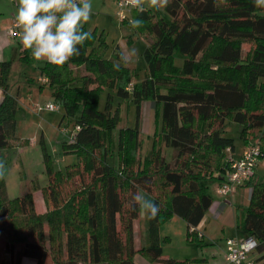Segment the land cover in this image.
<instances>
[{"label":"trees","instance_id":"trees-1","mask_svg":"<svg viewBox=\"0 0 264 264\" xmlns=\"http://www.w3.org/2000/svg\"><path fill=\"white\" fill-rule=\"evenodd\" d=\"M164 10V16L150 9L129 10L131 19L144 22L135 32L147 38L143 75L137 80L129 64L113 70L119 46L107 54L103 33L86 26L93 39L78 57L59 67L39 66L38 77L47 79L41 84L48 85L63 116L73 118V138L62 147L76 154L77 162L65 172L55 170L40 138L48 179L40 189L47 203L43 212L31 204V192L9 198L0 179V228H11L14 235L5 244L10 264H23V258L33 264H48V258L53 264H135L137 252L153 262L174 264L162 258L160 224L178 216L188 235L194 233L190 228L213 202L209 184L220 181L226 168L224 149L234 146L224 134L227 122L240 124L243 144L257 143L260 159L264 156V9L255 8L253 0H169ZM245 42L250 48L243 54ZM19 60L34 61L24 48ZM11 64L0 61V150L20 144L15 119L19 91L12 92L8 82ZM71 65L83 66L85 74L75 77ZM144 101L159 109L161 145L159 153L151 151L141 161L136 152L142 143L138 126ZM123 102L134 107L135 120L117 130L111 163ZM83 172L88 181L80 179ZM77 174L78 180L70 181ZM60 179L66 186L71 183L66 194H59ZM245 186L251 188L250 200L237 227L257 239L254 262L264 264V176L253 174ZM140 189L160 211L147 219V245L136 249L133 222L140 210H133L131 197ZM12 210L22 215L19 225L8 223Z\"/></svg>","mask_w":264,"mask_h":264},{"label":"rangeland","instance_id":"rangeland-1","mask_svg":"<svg viewBox=\"0 0 264 264\" xmlns=\"http://www.w3.org/2000/svg\"><path fill=\"white\" fill-rule=\"evenodd\" d=\"M93 4V15L91 20L85 25L89 30H96L103 33L106 52L109 54L115 45H120L123 52L127 53L131 48L138 50V56L132 58L129 66L135 69L134 80H137L143 75V60L142 51L147 42L145 36H141L132 29L128 23L131 19L129 11L125 12L126 19L121 20L119 8L116 0H91ZM17 3L11 0H0V30L10 27L11 19L13 21L16 16ZM154 11V10H153ZM163 16L166 15L164 9L158 11ZM10 21V22H9ZM14 43L11 48L6 49L3 60L12 61V71L10 80L16 81L20 87L18 107L15 114L16 119V136L20 140L18 146L5 148L0 150V160L5 162L6 171L4 177L5 190L9 198H14L23 195L26 192H31V204L38 212H43L47 203L45 201L44 192L40 189L47 184V175L44 171L43 152L40 138L43 139L46 152L50 156V163L55 170L65 172L67 166L77 162V155L66 153L63 150V143L68 141L67 134L61 132L60 129L73 127V118L64 117L62 110H48L46 104L54 103L50 96V88L48 85H43L40 82L34 81L33 84H25V76L36 78L38 73V61L32 63H22L18 61V43L17 37L11 38ZM243 54H245L250 44L245 42L242 44ZM181 59L176 58L175 63L179 65ZM84 68V67H83ZM77 72L75 77L84 75ZM264 81V78L261 79ZM32 88L29 90L30 87ZM31 99H28V96ZM104 93L100 95V104L103 100ZM38 106L41 108L39 109ZM135 114L134 107L127 102L120 105V120L117 127L113 131V142L110 154V162L114 163L116 159L115 147L117 141V130L127 126L134 125ZM139 139L141 144L137 150L138 156L143 160L145 155L156 151L159 153V109L150 101H144L141 108L140 123L138 126ZM240 124L229 121L225 125L224 134L233 138L235 143L239 144L241 138ZM136 161V158H135ZM135 167V166H134ZM76 177L70 181L78 180ZM88 181V173H81L80 179ZM66 181L60 179L58 185L59 194H66L71 183L66 186ZM209 192H212V185L209 184ZM148 197V196H147ZM22 220V215L17 210H12L10 220L13 225H19ZM147 219L140 214L135 223V247L138 248L144 243H148L146 236ZM25 233V230H21ZM160 245L162 247V258L175 261L174 264H219L221 257V243L223 241V233L217 239L216 243H209L206 239H201L194 232L188 235L186 222L178 217L172 216L161 222L159 227ZM14 235L11 228H0V264H10L9 255L5 252L6 242H12ZM20 246L19 244H15ZM210 252H215L211 255ZM135 264H169L165 261L153 262L140 252L133 256ZM31 258H23V264H33ZM48 264H53L48 258ZM88 264V263H80Z\"/></svg>","mask_w":264,"mask_h":264},{"label":"clouds","instance_id":"clouds-1","mask_svg":"<svg viewBox=\"0 0 264 264\" xmlns=\"http://www.w3.org/2000/svg\"><path fill=\"white\" fill-rule=\"evenodd\" d=\"M129 10L143 13L146 10L160 11L169 0H127ZM255 8L264 9V0H253ZM93 15L91 0H18L16 24L20 31V44L35 61H45L53 66H63L73 57L80 55L85 42L93 39L85 25ZM132 29L143 27V20L132 18L128 21ZM138 50L131 48L119 54L113 62V70L120 71L127 66ZM5 162L0 160V179H4ZM133 210L138 207L140 214L152 220L159 214V206L147 197L143 190H137L131 197Z\"/></svg>","mask_w":264,"mask_h":264},{"label":"crops","instance_id":"crops-1","mask_svg":"<svg viewBox=\"0 0 264 264\" xmlns=\"http://www.w3.org/2000/svg\"><path fill=\"white\" fill-rule=\"evenodd\" d=\"M17 1V6H18V0ZM117 1V0H116ZM17 11V9H16ZM10 22V21H9ZM12 22V19H11ZM10 22V23H11ZM11 25V24H8ZM6 27L4 29L0 30V61L4 59V53L6 49L11 48L13 46V42L11 41V37H8L5 33ZM21 31V30H20ZM17 40H19L17 51H18V61L19 60V52L22 50V46L20 44V35L17 37ZM119 46V49L122 51L121 46ZM123 52V51H122ZM40 63L37 65V68L41 66L45 61H39ZM12 68V64H11ZM131 68H133L131 66ZM71 69L73 71V74L76 75L77 72L80 74L83 73V66H75L71 65ZM134 69V68H133ZM11 71L10 69V74H9V79L11 76ZM85 73V72H84ZM29 77H32L28 75ZM28 76H25V84H33L34 81L40 82L38 79V75L36 76L34 81H30L27 79ZM41 83V82H40ZM11 85V91L15 92L16 89L20 92V87L16 85V81L12 80V82H9ZM30 87V86H29ZM32 88L30 87L29 90ZM50 96H51V91H50ZM2 98V92L0 89V101ZM52 98V96H51ZM28 99H31V96H28ZM53 101V99H52ZM245 145L243 144V141L240 140V143L237 144L234 141V146L232 149H224L223 152V161L226 160L228 157L232 158H238L242 154L243 148ZM254 176H264V156L259 160L257 165L255 166L254 169ZM223 176V172H222ZM222 176L219 179L220 181H212L210 183V186L212 185V192L211 195L213 197V202L207 212L205 213L203 219L200 221V223L195 227V232L201 239H206L209 243H213L219 239L220 235H224L223 241L221 243V257L219 260V264L224 263V255H225V240L227 238H244L246 235L237 227V222H238V217L244 215L245 208L247 207L249 200H250V193H251V188L249 186H245L246 181L243 183L233 187L230 191H228L226 194H220L217 192V187L220 185L222 181ZM138 219V218H137ZM136 219V220H137ZM136 220L133 222V228H134V238L136 234L135 230V223ZM136 241V240H135ZM134 241V244H135ZM147 245L144 243L141 246ZM140 246V247H141ZM139 248V247H138ZM137 249V248H136ZM211 255H215V252H210ZM258 256L257 252L253 251L250 254V258L254 261L256 257ZM23 263V261H22ZM255 264H261L260 262H254Z\"/></svg>","mask_w":264,"mask_h":264},{"label":"built area","instance_id":"built-area-1","mask_svg":"<svg viewBox=\"0 0 264 264\" xmlns=\"http://www.w3.org/2000/svg\"><path fill=\"white\" fill-rule=\"evenodd\" d=\"M17 3L16 0H11ZM117 6L119 8V15L121 20L126 19L125 12L129 11L127 0H117ZM16 17V16H15ZM14 17L10 27L5 31L6 35L11 38L18 37L20 35V29L17 27L16 18ZM41 82H47V79L40 77L38 79ZM40 109L41 107L38 106ZM48 110H60L59 105L55 103L46 104L45 107ZM61 132L67 134L68 140H72L74 130L63 128ZM229 150V148H227ZM261 152L257 143H251L243 148L242 154L238 158L228 157L226 168L223 172L222 181L217 187V192L220 194H226L233 187L248 180L254 173L255 166L259 162ZM190 232H195V227L190 228ZM257 239L254 236H246L244 238H227L225 240V255L223 264H255L250 258V254L255 250L257 246Z\"/></svg>","mask_w":264,"mask_h":264}]
</instances>
